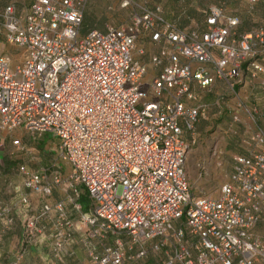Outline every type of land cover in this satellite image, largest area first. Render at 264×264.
Instances as JSON below:
<instances>
[{
  "label": "built area",
  "instance_id": "2783aa9c",
  "mask_svg": "<svg viewBox=\"0 0 264 264\" xmlns=\"http://www.w3.org/2000/svg\"><path fill=\"white\" fill-rule=\"evenodd\" d=\"M0 1V145L20 129L58 149L45 165L16 166L20 245L47 241L62 261L76 241L85 264H264L253 233L264 223V129L242 140L216 195H193L185 170L206 107L197 91L220 84L234 96L243 74L264 85L263 25L238 30L231 0H204L195 28L151 5L80 33L87 0ZM257 1L245 0L249 14ZM10 210L0 202L7 227Z\"/></svg>",
  "mask_w": 264,
  "mask_h": 264
},
{
  "label": "rangeland",
  "instance_id": "374dc122",
  "mask_svg": "<svg viewBox=\"0 0 264 264\" xmlns=\"http://www.w3.org/2000/svg\"><path fill=\"white\" fill-rule=\"evenodd\" d=\"M261 1L264 0H258L254 11L250 14L246 10L245 0L226 1L224 6L227 12L239 15L241 25L238 30H244L257 24L264 26V13L261 14L258 10V8L263 9L264 12V3L260 6ZM2 2L4 1H0V5ZM9 2L24 9L28 6L29 0H9ZM118 4L119 0H87L83 9L80 33L88 29L102 30L106 23H125L135 8L151 5L160 6L168 20L175 21L182 28L191 29L200 25L206 6L204 0H131L130 6L126 8H119ZM1 50L10 54L13 62L20 59V56L15 54L13 46H4ZM259 86L258 82L254 83L256 89ZM217 90L221 93L218 96L211 92L204 96L209 99V105H207L208 101L203 102L207 105L205 112L195 124L193 141L187 149L185 170L193 195H216L219 185L227 179L232 156L245 152L242 140L256 126L264 129V119L260 115L264 107H216L232 96L225 91L223 85H219ZM248 101L253 103L251 100ZM1 136H3L2 145H0V183L2 182V185L7 184V181H11L12 186L19 185L20 177L16 171L18 164L24 163L27 167L34 169L57 157L56 139L50 134H43L39 139L30 140L24 131L16 129ZM11 138H18L23 148L16 150L10 147ZM58 162L63 172L69 170L65 163ZM83 196V194L80 195V197ZM79 201L84 204L81 199ZM30 202L34 205L35 198ZM12 210V221L8 226L11 235L7 241L3 239L7 229L2 228L0 248L3 245L15 254L24 250L26 244L20 245V212L16 207H12ZM253 233L264 243V223L258 224Z\"/></svg>",
  "mask_w": 264,
  "mask_h": 264
},
{
  "label": "crops",
  "instance_id": "0c3cea01",
  "mask_svg": "<svg viewBox=\"0 0 264 264\" xmlns=\"http://www.w3.org/2000/svg\"><path fill=\"white\" fill-rule=\"evenodd\" d=\"M264 3V1L260 2V6ZM257 8V6H256ZM257 10V9H256ZM259 12L264 13L259 9ZM264 62V59H263ZM220 84L214 85L211 92L215 96L220 95V91L217 90ZM236 92L234 96H230L226 102L216 105V107H237V101H239L243 106L242 107H264V85L259 86V88L254 87V83L247 80V75L243 74L241 82L236 85ZM209 92L203 93L197 91V98L201 102H207L209 105V99L206 94L209 95ZM247 100L253 101V103L247 102ZM216 101V99H215ZM206 105V106H207ZM261 118L264 119V108L263 111L260 112ZM20 184V183H19ZM11 181H7V184L2 185L0 183V202L3 205H7L12 210V207H16L19 211L18 203H17V194L14 193L12 189ZM22 191V190H21ZM30 200L34 199V196L30 195ZM36 201V200H35ZM36 203V202H35ZM10 210V215L12 211ZM5 227L7 231L4 232L5 236L3 239L8 240L11 235L10 227L4 226L2 219H0V233L2 232V228ZM258 228H256L257 230ZM71 248L74 251L73 257H66L62 261H55L52 259L48 253V243L44 241L38 245H31L26 247L20 253H12L9 248L6 249L3 245L0 248V264H85L86 258L84 253L80 247V245L75 241L71 244Z\"/></svg>",
  "mask_w": 264,
  "mask_h": 264
},
{
  "label": "trees",
  "instance_id": "16d2710c",
  "mask_svg": "<svg viewBox=\"0 0 264 264\" xmlns=\"http://www.w3.org/2000/svg\"><path fill=\"white\" fill-rule=\"evenodd\" d=\"M83 21H84V20H83ZM80 199H81L82 201H84V204H83V205H85L86 202H87V198L85 197V195H84L83 197H80Z\"/></svg>",
  "mask_w": 264,
  "mask_h": 264
}]
</instances>
